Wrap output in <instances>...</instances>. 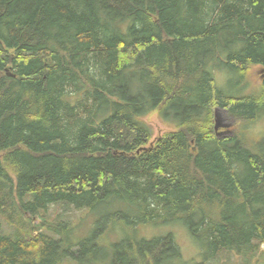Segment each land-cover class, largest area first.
<instances>
[{"label": "trees", "instance_id": "16d2710c", "mask_svg": "<svg viewBox=\"0 0 264 264\" xmlns=\"http://www.w3.org/2000/svg\"><path fill=\"white\" fill-rule=\"evenodd\" d=\"M258 90L230 95L214 68ZM264 115V0H0V264H179L181 220L205 248L264 245V155L220 136L215 109ZM172 126L153 137L145 117ZM62 204L95 216L75 239ZM41 217V218H39ZM126 235L110 242V227ZM132 231V232H131ZM247 255V256H248Z\"/></svg>", "mask_w": 264, "mask_h": 264}, {"label": "rangeland", "instance_id": "374dc122", "mask_svg": "<svg viewBox=\"0 0 264 264\" xmlns=\"http://www.w3.org/2000/svg\"><path fill=\"white\" fill-rule=\"evenodd\" d=\"M261 70L258 66H251L247 74L243 77L236 71H231L226 66H217L213 74L217 88L230 95H245L258 90L260 84ZM216 119L219 122L218 132L220 136L241 133L247 145L254 151L264 155V115H261L253 122H239L229 114L225 108H217ZM153 130V137L165 130L172 129V126L165 123L158 115L157 111L149 113L145 118ZM59 216L62 219L72 222L75 235L82 237L87 235L94 226V214L88 209H74L62 204L50 205L44 218H54ZM41 218V217H39ZM0 225L3 232H12L13 228L0 217ZM131 229L137 237L152 238L172 234L176 244L182 254V263L194 264L204 260L205 248L188 231L181 220L169 223L154 225H137ZM131 231V232H132ZM126 232L120 227H110L100 236V241L108 245L117 239L125 236ZM254 255L238 254L231 250H222L214 258L208 259V264H264V245H260ZM248 255V256H247ZM61 264H77L72 258L64 259Z\"/></svg>", "mask_w": 264, "mask_h": 264}, {"label": "water", "instance_id": "95a60500", "mask_svg": "<svg viewBox=\"0 0 264 264\" xmlns=\"http://www.w3.org/2000/svg\"><path fill=\"white\" fill-rule=\"evenodd\" d=\"M218 126H219V122H218L217 119L215 118V123H214V129H215V131H217Z\"/></svg>", "mask_w": 264, "mask_h": 264}]
</instances>
